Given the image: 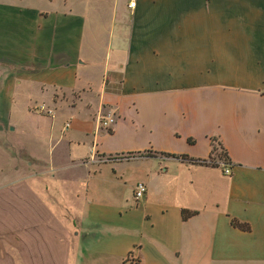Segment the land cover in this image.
<instances>
[{
    "label": "crops",
    "instance_id": "0c3cea01",
    "mask_svg": "<svg viewBox=\"0 0 264 264\" xmlns=\"http://www.w3.org/2000/svg\"><path fill=\"white\" fill-rule=\"evenodd\" d=\"M130 1L0 0V264H264V0Z\"/></svg>",
    "mask_w": 264,
    "mask_h": 264
},
{
    "label": "trees",
    "instance_id": "16d2710c",
    "mask_svg": "<svg viewBox=\"0 0 264 264\" xmlns=\"http://www.w3.org/2000/svg\"><path fill=\"white\" fill-rule=\"evenodd\" d=\"M191 142V140H189ZM212 141V150H211V155L208 159H196V158H191L187 155H175V154H165L167 156H171L174 158H178L180 160L183 161H187L189 163L192 164H199V165H210L212 164V159H213V154L216 152L219 158L224 159V162L228 163L227 155L226 152L224 150H222V147L220 146V144L216 143V139L215 138H211ZM217 150H219V153L217 152ZM196 212H191L188 210H182V218L183 219H187L189 217H191L192 215H194ZM234 226L238 227L241 230L247 231L248 230V226L246 224H242L239 223L237 221H233ZM138 264V263H137Z\"/></svg>",
    "mask_w": 264,
    "mask_h": 264
},
{
    "label": "built area",
    "instance_id": "2783aa9c",
    "mask_svg": "<svg viewBox=\"0 0 264 264\" xmlns=\"http://www.w3.org/2000/svg\"><path fill=\"white\" fill-rule=\"evenodd\" d=\"M130 7L135 6V1L132 0L129 2ZM43 108V106H42ZM48 111L47 113H49ZM116 117L112 111H106L102 114H100L99 117V124L100 127L103 128L104 130H110L115 123ZM224 174H229L230 173V168L229 165L224 162V169H223ZM146 192V186L143 183H137L134 187V198L139 199L141 198Z\"/></svg>",
    "mask_w": 264,
    "mask_h": 264
},
{
    "label": "rangeland",
    "instance_id": "374dc122",
    "mask_svg": "<svg viewBox=\"0 0 264 264\" xmlns=\"http://www.w3.org/2000/svg\"><path fill=\"white\" fill-rule=\"evenodd\" d=\"M76 0H68V3H70L71 5H73L75 3ZM67 116L66 114V111L65 110H61L59 112V118L57 119L58 121H66L65 120V117ZM1 142V141H0ZM34 153L39 156V161L43 162V163H46L48 165H51V161L49 160V156L47 155L46 152H44V150L42 148H37L36 150H33ZM217 152L219 153V150H217ZM21 160L20 161V165L23 166V168H26L27 167V162L29 159L26 158V155L25 154H21ZM34 165V164H33ZM36 165V164H35Z\"/></svg>",
    "mask_w": 264,
    "mask_h": 264
}]
</instances>
